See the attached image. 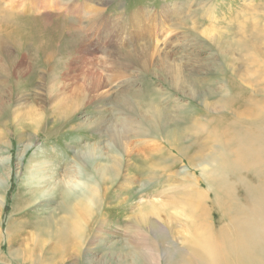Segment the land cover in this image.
Wrapping results in <instances>:
<instances>
[{
	"label": "rangeland",
	"instance_id": "1",
	"mask_svg": "<svg viewBox=\"0 0 264 264\" xmlns=\"http://www.w3.org/2000/svg\"><path fill=\"white\" fill-rule=\"evenodd\" d=\"M263 28L264 0H0V264H200L157 224L138 234L129 214L196 188L214 230L228 222L213 168L187 156L237 109L236 85L264 93V49L244 37ZM154 94L183 123L120 147V120L144 121L139 106ZM113 158L117 174L100 187L115 199L80 238L59 235L80 197L72 185L97 187Z\"/></svg>",
	"mask_w": 264,
	"mask_h": 264
},
{
	"label": "bare ground",
	"instance_id": "2",
	"mask_svg": "<svg viewBox=\"0 0 264 264\" xmlns=\"http://www.w3.org/2000/svg\"><path fill=\"white\" fill-rule=\"evenodd\" d=\"M244 37H249L248 39L253 41L250 42V51L259 55V52L264 49V28L258 31L252 29ZM241 41L237 44V48H248L244 46L243 40ZM255 85L250 89L238 85L233 88V95H229L235 103L238 101L237 109L236 107L227 109L224 106L227 99H223L219 107L227 109L226 112L231 116L224 117L226 121H220V118L213 119L211 126L207 128V131L210 129L209 135L206 136L207 141L198 145V155L187 156L190 161L206 163L213 168L214 177H210L217 193L215 198L221 213L228 218V222L215 231L208 219L209 216L205 215L204 205L199 208L205 201L203 190L190 188L183 189L178 195H168L161 199L141 202L136 210L129 214L130 224L135 231L140 232L138 234L144 233L146 228L144 225L157 224L165 232L171 233L181 245H185L187 250H190V258L200 264H264V93L258 85ZM208 92L207 95H216L210 90ZM154 97L155 94L148 98L151 101L144 100L141 107L139 106L144 121L140 120L134 126L130 120H120V132L112 134V138L121 139L120 147L123 148L127 140L132 138L131 136L139 138L157 134L159 130L165 129L166 124L175 123L176 120L183 123L180 115L176 118V114H170L165 109L153 106ZM179 139L180 136L177 140ZM172 147L178 149L180 154H186L182 145L178 146L176 141L172 142ZM117 168L118 160L113 158L109 166L101 164L98 170L96 169L94 174L98 180L95 183L97 187L89 186L91 180L87 183L86 179L85 182L81 181L72 185L74 191L78 187L81 188L80 197L76 200L73 193H67L66 198L69 202L76 200V204L71 212H68L69 221H66L68 222L66 229L59 235H67L69 231L71 238H80L84 235L85 225L92 226L95 223L91 219H96L106 209L105 202H111L116 196L115 192L109 194L108 188L100 187L105 182H109V178L104 174L113 177L117 174ZM94 170L92 168V172ZM31 174H37V172L32 170ZM229 174L243 188L242 202H238ZM189 181L194 185L190 178ZM123 200L122 198L121 201ZM69 235L64 236L62 240L69 238Z\"/></svg>",
	"mask_w": 264,
	"mask_h": 264
}]
</instances>
